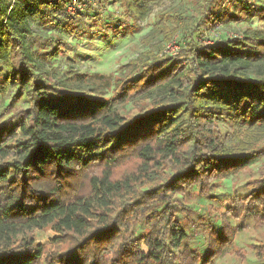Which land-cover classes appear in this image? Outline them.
I'll return each mask as SVG.
<instances>
[{
	"label": "trees",
	"instance_id": "16d2710c",
	"mask_svg": "<svg viewBox=\"0 0 264 264\" xmlns=\"http://www.w3.org/2000/svg\"><path fill=\"white\" fill-rule=\"evenodd\" d=\"M108 1L144 21L163 0ZM106 3L0 0V264H261L235 239L264 235V0L160 15L176 56L60 71L67 43L29 20L70 33Z\"/></svg>",
	"mask_w": 264,
	"mask_h": 264
},
{
	"label": "rangeland",
	"instance_id": "374dc122",
	"mask_svg": "<svg viewBox=\"0 0 264 264\" xmlns=\"http://www.w3.org/2000/svg\"><path fill=\"white\" fill-rule=\"evenodd\" d=\"M196 2L197 0H163L154 6L144 21H134L127 19L119 6L111 7V1L107 0L106 9L108 11L111 7V15L103 10L100 19L92 16L87 19L83 28L70 33L60 31L53 24L45 27L37 20L38 15L29 20V25L33 33L45 35L51 32L67 43L64 55L58 56L55 63L60 67V71L114 76L130 60L149 49L153 51L160 49L159 51H163L162 55L176 56L179 50L177 40L174 38L170 42H162L160 34L152 30L153 25L162 14L192 15L196 11ZM122 20L128 23L123 24ZM109 26L113 31H108ZM249 26L253 28L258 26L256 18L234 22L229 28L217 25V29L221 34L232 36L241 34L242 30ZM36 234L37 241L41 243L52 235L49 230L36 231ZM263 238V233L250 226L246 232L236 237L235 242L244 247L245 253L251 254V246L264 241ZM220 260V264H244L239 263L231 254ZM261 264H264V261Z\"/></svg>",
	"mask_w": 264,
	"mask_h": 264
},
{
	"label": "built area",
	"instance_id": "2783aa9c",
	"mask_svg": "<svg viewBox=\"0 0 264 264\" xmlns=\"http://www.w3.org/2000/svg\"><path fill=\"white\" fill-rule=\"evenodd\" d=\"M77 2H78V0H72V4H73V5H76ZM70 11H72V8H70Z\"/></svg>",
	"mask_w": 264,
	"mask_h": 264
}]
</instances>
